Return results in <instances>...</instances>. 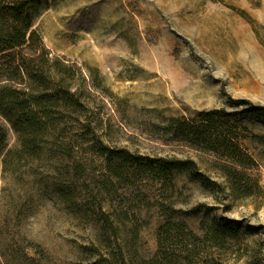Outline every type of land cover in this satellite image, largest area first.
I'll return each mask as SVG.
<instances>
[{
  "label": "rangeland",
  "instance_id": "1",
  "mask_svg": "<svg viewBox=\"0 0 264 264\" xmlns=\"http://www.w3.org/2000/svg\"><path fill=\"white\" fill-rule=\"evenodd\" d=\"M33 28L28 72L0 59V264H264V0H41ZM210 111L244 164L174 131Z\"/></svg>",
  "mask_w": 264,
  "mask_h": 264
},
{
  "label": "trees",
  "instance_id": "2",
  "mask_svg": "<svg viewBox=\"0 0 264 264\" xmlns=\"http://www.w3.org/2000/svg\"><path fill=\"white\" fill-rule=\"evenodd\" d=\"M41 0H0V59H6L7 63L14 65L16 69H22L28 72L26 65L32 64L37 57L36 53H23L25 49L43 48L41 38L36 29L33 28L35 18L39 15ZM4 91L15 93L16 91L6 87ZM3 97L0 98V102ZM10 103L17 104L13 94H9ZM13 98V99H12ZM0 105V115L8 119V109ZM9 108V106H8ZM7 110V111H6ZM245 114L254 116L264 122V107L255 106L244 111ZM213 111L202 112L199 116L202 117L198 123L182 124L181 118L172 119L171 123L176 124L174 131L181 132L184 140L191 142L202 149L209 150L215 154L226 158L235 165L244 164L247 155L243 153L237 137L225 133L222 128L224 123L216 121L211 117ZM35 121H28V130L34 132ZM5 131L0 125V156L5 149ZM34 145L30 142L25 144L21 150L23 154L32 155L34 153ZM4 155L1 159L3 164H7L8 160ZM122 159L127 160L123 152L118 153ZM160 166L161 171L169 172L181 170H193L195 164L193 161H183L173 159L164 165ZM238 172V171H235Z\"/></svg>",
  "mask_w": 264,
  "mask_h": 264
}]
</instances>
